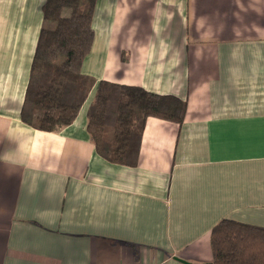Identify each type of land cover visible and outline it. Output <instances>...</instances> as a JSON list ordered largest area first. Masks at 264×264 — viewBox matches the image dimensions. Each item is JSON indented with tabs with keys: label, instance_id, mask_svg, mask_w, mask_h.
Wrapping results in <instances>:
<instances>
[{
	"label": "crops",
	"instance_id": "crops-1",
	"mask_svg": "<svg viewBox=\"0 0 264 264\" xmlns=\"http://www.w3.org/2000/svg\"><path fill=\"white\" fill-rule=\"evenodd\" d=\"M45 2L0 0V264H207L220 220L264 227V0L96 1L81 72L187 101L135 165L91 140L96 87L60 130L22 119Z\"/></svg>",
	"mask_w": 264,
	"mask_h": 264
},
{
	"label": "trees",
	"instance_id": "trees-1",
	"mask_svg": "<svg viewBox=\"0 0 264 264\" xmlns=\"http://www.w3.org/2000/svg\"><path fill=\"white\" fill-rule=\"evenodd\" d=\"M97 0H46L22 119L38 129L60 130L76 119L95 88L87 130L100 154L116 163H137L150 116L182 123L187 101L142 86L96 80L81 67L92 49ZM213 259L207 264H264V227L232 219L211 230Z\"/></svg>",
	"mask_w": 264,
	"mask_h": 264
},
{
	"label": "water",
	"instance_id": "water-1",
	"mask_svg": "<svg viewBox=\"0 0 264 264\" xmlns=\"http://www.w3.org/2000/svg\"><path fill=\"white\" fill-rule=\"evenodd\" d=\"M178 258V257H177ZM179 260H182L183 261V259H181V258H179ZM185 261V260H184Z\"/></svg>",
	"mask_w": 264,
	"mask_h": 264
}]
</instances>
